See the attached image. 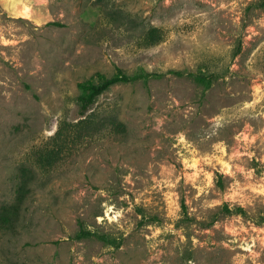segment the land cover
Instances as JSON below:
<instances>
[{
  "label": "rangeland",
  "instance_id": "1",
  "mask_svg": "<svg viewBox=\"0 0 264 264\" xmlns=\"http://www.w3.org/2000/svg\"><path fill=\"white\" fill-rule=\"evenodd\" d=\"M46 1L0 0V215L26 190L0 264H264L260 0ZM117 67L215 79L115 84L82 115L78 83Z\"/></svg>",
  "mask_w": 264,
  "mask_h": 264
},
{
  "label": "trees",
  "instance_id": "2",
  "mask_svg": "<svg viewBox=\"0 0 264 264\" xmlns=\"http://www.w3.org/2000/svg\"><path fill=\"white\" fill-rule=\"evenodd\" d=\"M259 7H264V0H260L258 3ZM158 29L154 28L151 31V36L156 37V32ZM172 73L178 76H188L193 79V81L201 86L203 90H208L211 88L214 82V73H207L203 70L194 71H184V70H170L167 73H158L148 71L143 67H139L135 72L128 73L124 71L122 68L117 67L116 72L111 76H105L103 74H99L102 79V82H96L93 79L84 80L78 83V87L81 91L80 95L78 96V104L80 108V113L84 115L90 107L94 104L97 97L108 90L111 86L119 83H130L135 82L138 80L148 81L151 78H159L163 77L165 74ZM25 188L20 189V196L18 197V203L15 205L4 206L3 211L0 215V221L3 225L9 226L14 219L19 214L21 208V202L26 195ZM240 210H243L240 208ZM77 238H89V237H96L100 240H103L107 243L118 245L119 241L116 238L110 237L107 234H100L96 231H92L89 229H81L77 233Z\"/></svg>",
  "mask_w": 264,
  "mask_h": 264
},
{
  "label": "crops",
  "instance_id": "3",
  "mask_svg": "<svg viewBox=\"0 0 264 264\" xmlns=\"http://www.w3.org/2000/svg\"><path fill=\"white\" fill-rule=\"evenodd\" d=\"M5 8L14 15L31 18L43 17L47 8L46 0H2Z\"/></svg>",
  "mask_w": 264,
  "mask_h": 264
}]
</instances>
